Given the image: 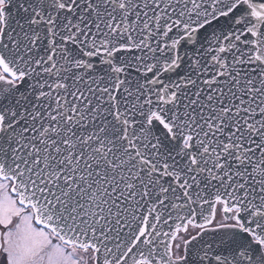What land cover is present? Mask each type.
Instances as JSON below:
<instances>
[{"label": "snow or ice", "instance_id": "obj_1", "mask_svg": "<svg viewBox=\"0 0 264 264\" xmlns=\"http://www.w3.org/2000/svg\"><path fill=\"white\" fill-rule=\"evenodd\" d=\"M0 264H264V0H0Z\"/></svg>", "mask_w": 264, "mask_h": 264}]
</instances>
